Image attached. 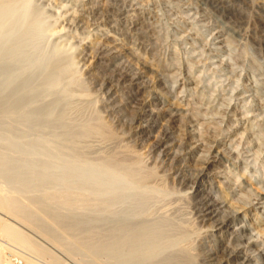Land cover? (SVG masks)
<instances>
[{
  "label": "bare ground",
  "instance_id": "1",
  "mask_svg": "<svg viewBox=\"0 0 264 264\" xmlns=\"http://www.w3.org/2000/svg\"><path fill=\"white\" fill-rule=\"evenodd\" d=\"M46 1L48 2L49 0ZM113 1L114 0H112V2ZM41 2L43 1L41 0L40 3ZM40 3L38 5L36 0H0V264H44V262L42 263L39 260V258L43 259L44 257L48 258L51 263L60 264L59 258L50 249L44 248L46 245L42 246L40 242L38 243V241L35 240L36 236L43 239L51 249L53 248L61 254L72 256L74 253L79 252L83 255V258L77 261L79 264H199L203 258L208 260L206 262H209V259L215 260L220 254L225 263L229 264H231V261H233L232 264H262L260 263L262 261H260L259 257L261 255V249L260 244H258V235L264 234V223L258 224L259 226L256 228L252 223L253 221L250 220V222H246L245 219L251 208L249 210L243 209L240 203L239 205L234 202L236 201L234 197L232 199L229 196L231 198L230 200L227 193H225L226 190H222L223 183L217 184L221 185V188L217 186L215 189L214 187L216 186H214L199 189V183L205 177V171L209 169L207 160L205 163L200 164L199 162L198 166L192 167V165H186L191 167V169L195 167L196 170V174H194L196 175V177L194 176L196 188L193 196L199 208L195 211V214L193 212L191 215H195V217L185 219L183 217L179 218L172 216L171 213H168L166 207L162 209L163 205L160 204L162 200H167L168 197L171 199L176 192L167 188L160 178H158V180L161 182L157 183L155 181L157 173L154 171L156 170L154 169L155 167L152 168L153 166H151V169L147 168L145 165L146 162L144 163L141 156L137 155V153L127 155L123 153L124 149L119 152L100 153V151L97 150L99 148L95 147L97 143L94 142L96 143L94 147L98 153L94 149L96 157L89 156L90 153L93 156V151H91V146L93 147V145L90 146L91 140L92 142L94 139L96 141L99 140V143L100 141L109 142L116 139V135L113 133L115 131L111 129L112 127L108 126L110 123L107 122L106 124L103 121L104 119L101 118V114L99 115L97 110L98 105L97 108L95 107L96 100L92 101L95 98L92 97V100L89 98L91 94H88V90L83 81L84 78L81 77L79 73L80 70L78 71L76 66L77 62H75V58L77 59L78 57L76 56L74 58V55L77 53L74 54L76 43L75 45H73V42V44H69L74 34L70 38L68 44H66L65 41H58L54 39L55 37L53 38L55 33L65 30L64 26H66V30L69 28L67 25L71 27V21L68 22L70 24L67 23L64 26L62 25V27L56 28V32L54 31L55 28L52 31V25L54 24H50V19H52L53 16L48 19L50 20L49 22L47 20L48 16L46 17V10L40 6ZM59 3L60 2H58V4ZM68 3L69 1L67 4ZM92 3L90 4L92 5ZM70 4L71 3H69L68 7L72 6ZM73 4H76V2ZM63 6L58 5V7H62V9ZM106 7L107 6H105V8ZM57 8L55 12L58 11ZM69 9L67 8L66 10L68 11ZM80 10L81 9H79L78 12H80ZM61 11L60 9L59 13ZM65 11L63 12L65 13ZM71 13L74 14L73 16H69L71 19L74 18L75 15V17H77V13ZM51 14L53 15V13ZM60 15L59 17L57 16L58 18L56 21L62 17ZM54 19L53 23L57 24ZM73 20L76 21L77 19H72V22H74ZM86 25L87 24H85L84 27ZM84 27H82V29ZM95 29H97V27ZM66 30L65 33L68 34ZM131 32L134 33L135 30ZM136 32L138 31L136 30ZM69 36H67V42ZM78 38H76L77 40L74 39V41L78 42ZM82 40L79 38V41ZM93 40L95 39L93 38ZM113 40L115 41V39ZM114 41L112 42L111 40L112 43H114ZM143 41L145 40H142V42ZM106 43L107 42L96 44L94 47L96 49L98 45L97 52L95 49H93L95 50L94 53L90 52L95 55L97 53V56L105 53L109 54L110 52H108V50H110V44L108 45V43ZM79 45H81V43ZM118 46L120 47V45ZM116 49L118 50L119 48L116 47L115 51ZM128 49H130V47ZM112 51H114V48ZM129 51L132 52L133 50ZM135 54H133V56ZM100 57L102 58V55ZM119 57L120 54L118 55V58ZM128 58L127 60L130 62L131 60ZM133 58H135V56ZM137 58L139 57H136V62L138 60ZM143 60L142 63H144ZM104 61H102V63ZM135 61L132 60V62ZM116 62V65L113 66V70L117 68L115 66L121 63V61L120 63H118L119 61ZM137 63H134L135 65L133 64V66H136ZM133 66H130L133 71L134 69L135 71L139 69L133 68ZM142 68L144 69L145 67ZM145 70H143V72H146ZM120 71L122 70L120 69ZM132 72L130 73L132 74ZM140 72L142 71L140 70ZM143 72L141 74H143ZM151 73L153 72L151 71ZM93 75L94 74H91V76ZM127 75H129V73H127ZM132 76L133 75H131V77ZM117 78L119 79V77ZM130 79L132 78L129 77L128 80L130 81ZM125 80H127V78ZM138 97L136 99H138ZM231 97L232 96H230V99ZM144 99V97L143 100L139 99L140 105ZM230 99L228 98V102ZM105 100H107V98ZM102 101L99 100V103ZM134 101L136 102V100ZM148 104L149 103L145 101L143 107H149ZM156 104L157 103H155V105ZM100 106L101 104L99 107ZM139 107L141 106L138 105V109ZM151 107L149 109L146 108L147 110L143 112L146 116L153 117L155 114L154 109ZM156 110L158 112V109H155V111ZM247 113L248 112H246V114ZM252 113L255 112L252 110ZM252 113L250 115H252ZM221 114H219V116H221ZM244 114L243 116H246ZM223 115L221 118H223ZM171 116L173 117V115ZM137 124L139 125V122ZM144 124H146L145 121L143 125ZM121 140L123 141L122 138ZM195 140L197 139H194V141ZM231 140L233 141L232 138ZM200 142L203 143V141ZM104 143L105 142L101 144L103 145ZM112 144L115 145L113 142ZM112 144H110V148ZM215 144H217V142ZM237 145H235L234 149H236ZM155 146L159 154L170 156L171 160H176L178 156L176 154H180L177 153L179 149L175 150L177 151H174L175 153H170V147L164 140L159 141L158 139ZM113 148H115V146H113ZM118 148L122 149L121 147ZM201 149H203L202 146ZM221 149L223 148H219L218 150ZM173 150L172 148V151ZM212 153H214V157L218 156L217 151L213 150ZM185 155L183 156L184 158ZM205 156L207 157V155ZM196 157H198V155ZM232 157L233 156L229 158L232 159ZM198 158L203 160L202 157ZM168 160H170V158ZM197 160L199 161V159ZM212 160H214V158ZM186 163H184V165ZM179 164L180 166L183 165L181 161ZM178 167L179 166L176 168ZM158 170L160 169L157 168L156 171ZM182 173H179L180 176ZM187 174L185 172L184 177H187ZM175 175L173 176L175 177ZM177 176V178H179V175ZM189 176L191 177V175ZM180 178L181 180H179V183L184 185L186 179ZM237 180H239V177H237ZM248 187L247 185V188ZM228 188L230 189V187ZM251 190L252 188L249 187L244 194L247 192L250 193L249 191ZM253 190L256 191H251L253 193H257L258 191L255 187ZM261 190H263V188ZM239 193L238 190L237 195ZM244 194L242 193V195ZM185 195H183V198ZM176 197H178L176 199H179V196ZM243 200L242 202L244 203ZM175 201L174 199L173 202L175 203ZM179 201H181V198ZM182 201L184 202L182 203L185 204L186 200ZM158 203L161 205L160 207H158L159 205L157 206ZM175 204V208L178 209L179 206L177 207V203ZM244 205L246 207V203H244ZM259 206L261 205L259 204ZM169 207L167 209H170ZM254 208L256 207L254 206ZM158 209H162V211ZM183 212L185 211L183 210ZM253 215L257 217V214L255 215V213H253ZM205 222L209 225L208 229L203 227L204 225L206 226V224H204ZM197 224L204 225L198 228ZM202 227L205 230L199 231ZM215 233L219 235H215ZM30 234L35 235V237ZM201 234L213 238L211 239L213 240V244L209 247L208 251L205 249L207 252L201 253L202 250L204 251V248L200 250V253L205 255H201L198 252L204 244V238H202ZM11 247L18 248L20 253L13 252ZM249 251H252L253 255H249ZM224 261L222 262L221 260L223 264Z\"/></svg>",
  "mask_w": 264,
  "mask_h": 264
},
{
  "label": "rangeland",
  "instance_id": "2",
  "mask_svg": "<svg viewBox=\"0 0 264 264\" xmlns=\"http://www.w3.org/2000/svg\"><path fill=\"white\" fill-rule=\"evenodd\" d=\"M40 1L41 0H36V3L39 5ZM42 1L43 2L40 3V6L45 8L46 10V17L48 16L47 20L53 16L52 19H50L52 23L50 22V20H48L50 24H54L52 25V31L55 28L54 31L56 32V28L62 27V25L64 26L71 21V24L68 23L71 25V27L67 25L69 27L67 28V30L69 31H67L66 26H64L66 32L71 36L66 34L65 30H61L62 32L55 33L56 36L54 35L53 38L55 37V40H62L63 42L65 41V43L68 44L73 34L74 36H77H73L69 43L71 44L73 42V45H75L76 43L74 54L76 52L77 53L76 55H74V58L76 56L78 57L77 59L75 58V62H77V69L78 71L80 70L79 73L81 74V77L85 79H83V81L88 90V94H91V97L89 96V98H91L92 100L93 97L95 99H93L92 101L96 100L95 107L97 108L98 105L97 110L99 115L101 114V118L104 119L103 121L106 124L107 122H109L110 124L108 123V126L112 127L111 129L115 131L112 132L116 135L114 136L117 140H111L115 145H113L111 141H103L105 143L102 145V141H100L99 143V140L96 141L93 138V142L92 140L90 142V146L93 145V147L91 146L93 156L91 153L89 154V156L96 157V154H94V149L96 150V148H99L97 150L100 151V153H109L116 151L119 152L123 149V153H126L127 155L131 153H137V155L141 156L142 161L144 163L146 162L145 165L147 168L151 169V166H153L152 168L155 167L154 169L156 170L157 168L160 169L158 171L153 169L155 173L157 172L155 181L157 183L162 181L167 188L176 192L171 199L168 197L167 200H162L163 203L161 202L160 204L163 205V208H161L164 209V207H166V210H168V213H171L172 216L179 218L183 217L185 219H191L192 217H195V215H191L193 212L195 214V211L199 208V205L197 204L196 199L193 196L196 188V175H194L196 174V170L195 167L194 169H191V167L186 165H192V167L198 166L199 162L201 164L205 163L207 160V163L209 164V169L205 171L206 175L203 180H201V182L199 183V189L214 186H216L214 187L215 189L217 188V186L221 188V185L217 184L223 183L224 185L222 184V190H226L225 193H227L228 198L231 197L233 199L234 197V199L236 200L234 202H236L237 204L240 203L241 205H239L242 206L243 209L249 210L251 208L248 211L247 217L245 219L246 222H250V220L253 221L252 223L254 224V226H256V228L257 226H259L258 224L264 223V197H262L264 196V0H114L113 2L112 0H49L48 2L46 0ZM63 1L66 2L64 3ZM68 1L73 7H68ZM58 2L62 4H58ZM75 2L76 4H73ZM219 2L221 5L219 4ZM90 3H92V5ZM55 5L57 7L58 5L64 6L62 9V7L57 8ZM208 5L211 6L209 7ZM105 6L107 7L105 8ZM91 7L94 8L92 9ZM56 8L58 9L57 12H55ZM65 8L70 9L67 11ZM60 9L62 10L61 12L63 13V15L65 13L67 14L63 16L61 12L59 13ZM79 9H81L80 12H78ZM63 11H65V13ZM71 12L77 13V17H75V15L74 18H72L77 19L76 21L73 20L74 22H72L71 17H69L70 15H74ZM51 13H53V15ZM59 15L62 16L64 19L61 17L58 19V21H56ZM53 19L57 22V24L53 23ZM80 20L83 22H81ZM85 24L87 25L84 27ZM98 26H100L102 29ZM82 27L84 28L82 29ZM94 27H97V29H95ZM73 29L77 30L78 33ZM134 30V33L131 32ZM136 30L138 32H136ZM142 31H144L145 33ZM59 35L61 36V38ZM67 36H69L68 42ZM85 36L88 38H86ZM78 37L83 40L79 41ZM111 37H114L113 39H115V41ZM76 38H78V42L74 41V39L77 40ZM93 38L95 40H93ZM111 40L112 42L114 41V43H112ZM142 40H145L143 41L144 43L142 42ZM95 42L96 44H101L104 42H107L108 45L110 44V50H108V52L110 53L101 54L102 58L100 57L101 55L97 56L96 52L98 45L95 49ZM78 43H81V45H79ZM146 44L148 45V47ZM118 45H120V47ZM116 47H118L119 49H116L115 51ZM129 47L130 49H128ZM113 48L114 51H112ZM93 49L96 50V55L92 54L95 51ZM129 50L133 51L130 52ZM118 53L120 54L119 58ZM130 53L137 54H135V58H133V54ZM126 57L131 61L129 62ZM136 57H139L137 58L139 60H137L138 63L135 61ZM141 59H144L146 61L143 60L144 63H142ZM101 60L104 62L102 63ZM132 60H134L135 62H132ZM116 61H119L118 63H120L121 61V63L118 64L119 66H115L117 67L115 71L113 70V66L116 65ZM122 61L125 63H123ZM134 63H137V67L133 66ZM151 63H154L155 65H152ZM130 66H133V68H139L136 69V71L139 73H137L135 69L134 72L132 67ZM142 67L145 68L143 69ZM119 68L122 71H120ZM140 70L142 72L143 70H145L146 72H143V74H141L142 72H140ZM151 71L153 73H151ZM130 72H132V74ZM127 73H129V75H127ZM91 74L94 75L91 76ZM131 75H135L137 77H131ZM125 76L127 80H125ZM110 77H112L113 79ZM117 77H119V79ZM129 77L132 78L130 79V81L128 80ZM130 94H132L133 96ZM141 95L145 98L142 102L144 103L146 101L149 103V107L146 108L149 109L152 106L151 108L154 109L155 114L153 115V117L146 116L143 113L147 109L143 107L142 102L140 105V100H143V97ZM146 96L149 98H147ZM230 96H232L231 99ZM233 96H236L235 99ZM137 97L138 99H136ZM227 97L231 100V102L230 100L228 102ZM106 98L107 100H105ZM99 100L103 101L99 103ZM134 100H136V102ZM155 103L157 104L155 105ZM100 104L101 106L99 107ZM138 105L141 106L139 107L140 110L138 109ZM223 108L226 110H224ZM228 108L231 110H229ZM155 109H158V112L157 110L155 111ZM252 110L255 113H252ZM249 111L252 113V115H250L251 113ZM246 112H248V115L246 114ZM219 114H221V116H219ZM243 114L246 116H243ZM171 115H173V117ZM222 115L223 118H221ZM219 119H221L222 121ZM144 121L146 124L143 125ZM138 122L139 125L137 124ZM121 138L123 139V141L121 140ZM231 138L233 139V141L231 140ZM158 139L159 141H166V144L171 148L170 149L168 147L170 153H173L175 150L179 149L178 152L175 151L177 153H180L176 154L178 155L176 160H171L170 156H163L162 154H159V151L155 149V145L158 142ZM185 139L187 140V142ZM194 139L197 140L194 141ZM229 139L231 140V142ZM200 141H203V143ZM94 142L97 143V146H95L96 143ZM216 142L217 144H215ZM110 144H112V149L110 148ZM206 145L209 146L207 147ZM235 145H237L236 149H234ZM113 146H115V148H113ZM176 146L179 148H177ZM201 146L203 149H201ZM118 147H121L122 149ZM172 148L174 149L173 151ZM219 148H223L221 149L222 151L218 150ZM213 150L217 151L219 157H214V153H212ZM202 153L203 155H207V157L205 155L203 156ZM156 154L159 156H157ZM184 155L185 158L183 157ZM197 155L198 157H202L203 160H200L201 158L196 157ZM231 156H233L232 159L229 158ZM169 158L173 163L168 160ZM213 158L214 160H212ZM197 159H199V161ZM194 160L195 162L193 163ZM180 161L181 163H183V165L181 166L179 164ZM186 162L189 163L187 164ZM184 163L186 164L184 165ZM177 166L179 167L176 168ZM187 171L189 173H192L189 174ZM185 172L186 174L188 173L186 175L187 177H184ZM179 173H182L181 176ZM224 174L227 175L225 176ZM173 175H175V177ZM177 175H179V178H177ZM189 175H191V177ZM172 176L174 177V179ZM234 176L239 177V180H237V177ZM180 177H182V179H186V183L184 185L179 183V180H181ZM224 177L226 178V180ZM158 178H160L161 181L158 180ZM247 185L252 188L251 191H255L253 190L255 187V189L259 192L257 191V193H255V191L253 193L249 191L250 193L247 192L248 194H244L245 191H247V189L249 188H247ZM228 187H230V189ZM262 188L263 190H261ZM238 190L240 192V195L238 194L239 196L237 195ZM241 192L244 195H242ZM181 193L183 195H187H185L183 198V195ZM188 193L190 196L188 195ZM176 196H179V199H176L178 198ZM180 198L181 201H179ZM174 199L176 201L178 200L179 202H181L179 203L178 201H175V203H177V207L179 206L178 209L174 206L176 205L173 202ZM182 200H186L185 204H183L184 202ZM242 200L244 201V203H246V207ZM250 200L252 201V203ZM259 204L261 206H259ZM158 205L159 203L157 204V206ZM160 206L161 205H159L158 207ZM180 206L183 207L181 208ZM240 206L238 207L241 208ZM254 206L256 208H254ZM168 207L170 209H167ZM162 209L158 210L162 211ZM166 210L165 212L167 213ZM183 210L185 212H183ZM180 213L182 214V216ZM253 213H255V215L257 214V217H255ZM204 224H206V222ZM204 224H197V227L199 228ZM203 227L205 229H208L209 225L206 224V226L204 225ZM203 227L198 230L204 231L205 229H203ZM217 234L218 233H215V235ZM30 235L35 237V235ZM201 235L202 238H204V244L203 247L201 246L198 252L200 253V250L204 248V251L202 250L201 253H205L213 244V240H211L213 238L207 235L205 236V234ZM263 236L264 234L258 235V244H260L261 249V255L259 257L260 261H262L260 263L262 264H264ZM35 238L34 239L38 241V243L40 242L42 246L46 245L44 246V248L50 249L59 258L60 264H79L77 262L78 259L83 258V255L79 252L74 253L72 256L61 254L60 252L55 251L53 248L51 249L50 246H48V244L43 239L38 238L37 236ZM11 249L15 253H20V250L18 248L11 247ZM248 253L249 255H253L252 251H249ZM39 260L42 263L44 262V264H54L51 263L46 257H44L43 259L39 258ZM221 260L222 262L224 261L223 257L220 254L215 260L209 259V262H206L208 260H205V258H203L199 262V264H221ZM232 263L233 261H231V264ZM224 264L229 263H225L224 261Z\"/></svg>",
  "mask_w": 264,
  "mask_h": 264
}]
</instances>
